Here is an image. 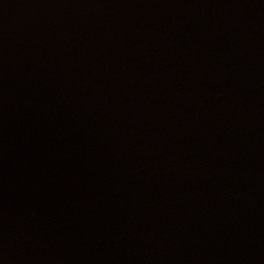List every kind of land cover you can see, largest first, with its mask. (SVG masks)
Wrapping results in <instances>:
<instances>
[{
    "label": "water",
    "instance_id": "obj_1",
    "mask_svg": "<svg viewBox=\"0 0 264 264\" xmlns=\"http://www.w3.org/2000/svg\"><path fill=\"white\" fill-rule=\"evenodd\" d=\"M0 264H264V0H0Z\"/></svg>",
    "mask_w": 264,
    "mask_h": 264
}]
</instances>
